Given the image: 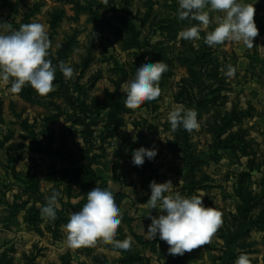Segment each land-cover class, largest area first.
I'll return each mask as SVG.
<instances>
[{"label":"rangeland","instance_id":"1","mask_svg":"<svg viewBox=\"0 0 264 264\" xmlns=\"http://www.w3.org/2000/svg\"><path fill=\"white\" fill-rule=\"evenodd\" d=\"M167 2L0 0V22L11 30L33 22L44 26L48 59L57 66L54 90L47 95L30 84L12 93L13 78L0 81V196L27 200L18 224L48 228L61 238V226L87 202V193L96 186L109 189L122 216L115 239H132L128 250L119 249L124 258L107 264H143L146 257L134 242L153 246L158 259L168 254L166 242L146 234L148 215L160 212L145 203L151 181L171 180L172 192L200 195L205 206L221 212L217 231L188 257L235 264L243 252L250 264H264V51L257 41L250 49L234 41L209 47L203 37L211 25L200 40L179 38L198 22L180 21ZM146 58L167 65L161 94L128 109L121 87ZM60 61L73 68L67 81ZM229 64L236 69L232 77L225 75ZM176 106L197 111V130H171L167 114ZM115 111L123 126V116L139 113L135 142L129 134L119 136L120 128L107 136ZM84 124L90 131L84 133ZM141 146H154L158 154L137 167L131 152ZM54 189L62 197L53 221L43 219L40 210Z\"/></svg>","mask_w":264,"mask_h":264},{"label":"clouds","instance_id":"2","mask_svg":"<svg viewBox=\"0 0 264 264\" xmlns=\"http://www.w3.org/2000/svg\"><path fill=\"white\" fill-rule=\"evenodd\" d=\"M177 16L180 21H197L181 30L179 38L184 40H200V32L215 24L213 30L203 37L209 47L222 45L225 41L241 43L244 48L253 47L254 38L259 34L254 16V5L258 0L249 3L247 0H177ZM210 13H222L210 17ZM50 42L44 26L38 22L22 24L18 30H11L7 22H0V81L8 83L11 79L10 91L18 93L25 84L43 96L54 90L53 81L57 66H54L50 53ZM59 71L69 80L73 76V68L60 61ZM167 71V65L162 61L152 62L146 58L136 69L134 78L122 85L121 91L125 94L124 106L134 109L145 101H152L161 94L159 81ZM235 67L227 66L225 75L232 77ZM198 113L195 109L183 106L173 107L167 114V120L172 131L179 126L191 133L199 128ZM136 137H133L135 142ZM158 154L154 146H141L131 152L132 164L137 167L144 165L146 159L152 161ZM171 180L164 183L151 181L149 188L151 195L145 206L158 209L160 214L148 217L146 234L169 245L168 254L182 256L186 252L206 245L220 224L221 212L215 207H207L203 197L197 194L182 195L179 191L172 192ZM61 193L53 190L50 196L45 197L47 203L42 207L43 219L55 220L57 209L60 207L58 199ZM121 210L113 192L109 189L94 187L87 193V202L78 212L70 213L68 222L62 225L66 233L64 245L71 249L89 247L98 240L112 244L114 248L128 250L131 247V237L120 241L115 239L121 224ZM235 264H250L246 253H240Z\"/></svg>","mask_w":264,"mask_h":264},{"label":"crops","instance_id":"3","mask_svg":"<svg viewBox=\"0 0 264 264\" xmlns=\"http://www.w3.org/2000/svg\"><path fill=\"white\" fill-rule=\"evenodd\" d=\"M247 2L252 3L254 0H247ZM166 5L176 11L179 7L177 0H168ZM254 7L256 9L254 19L259 30L254 42H259V49L264 51V0H258ZM147 11H149V8H147ZM215 15H222V13H210V17ZM210 25L212 29L215 27L214 23ZM241 45L237 46L241 49ZM259 56L263 57V55ZM138 115L139 113L136 112L135 114L123 116L125 125L120 127L119 136H122V138L123 135L128 134L131 138L135 136L139 131L136 124L139 120ZM80 126L84 133L91 129L90 124ZM100 129L101 127H99V131ZM122 138L120 143H122ZM25 201L27 200L22 196H0V264H107L112 263L113 259L121 260L124 258L123 251L114 247L110 249L108 248L109 243L104 246L100 240L93 246L71 249L63 243L66 236L63 230H61L63 232L62 237L55 238L52 235L53 231L48 228L42 227L33 230L24 224L22 225V223L18 224L16 222L18 221L17 218L22 217V213L25 212H22V207L26 206ZM15 202L18 203V211L16 209L12 211L10 208ZM26 213L27 211L24 215ZM13 221L16 222V225L12 223ZM161 244L159 243L158 246ZM134 245H137V253L143 251L141 257H146L143 264H202L201 258L188 257V252L185 257H174L164 253L158 259V257H155L156 251L153 246L146 248V246L138 245L137 242H134ZM158 250H160L158 253L160 254L163 251V246H160ZM37 251L38 255H36ZM135 264L140 263L136 262Z\"/></svg>","mask_w":264,"mask_h":264},{"label":"trees","instance_id":"4","mask_svg":"<svg viewBox=\"0 0 264 264\" xmlns=\"http://www.w3.org/2000/svg\"><path fill=\"white\" fill-rule=\"evenodd\" d=\"M118 111V110H116ZM113 112L112 115H111V121H112V124H110L111 127H108L107 129V136L110 137L112 136L122 125V120L120 121L117 117V113L119 112ZM121 122V123H120Z\"/></svg>","mask_w":264,"mask_h":264}]
</instances>
